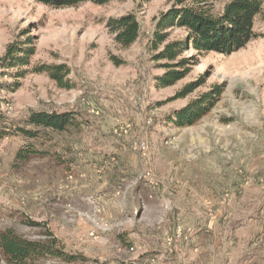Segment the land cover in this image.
<instances>
[{
    "label": "rangeland",
    "instance_id": "rangeland-1",
    "mask_svg": "<svg viewBox=\"0 0 264 264\" xmlns=\"http://www.w3.org/2000/svg\"><path fill=\"white\" fill-rule=\"evenodd\" d=\"M227 1L216 0L214 12ZM180 7L178 0L64 9L0 0V110L8 127L36 111L73 112L81 122L46 143L55 156L21 161L25 139L0 140V229L56 239L84 259L41 264H264V4L244 48L189 49L178 58H194L187 75L159 87L156 77L174 62L156 55L187 31L165 30L167 42L154 50L157 22ZM130 13L141 31L123 47L108 21ZM17 40L35 47L29 71L65 64L72 88L47 73L17 78V69L3 68ZM215 86L219 99L194 124L170 120Z\"/></svg>",
    "mask_w": 264,
    "mask_h": 264
},
{
    "label": "trees",
    "instance_id": "trees-1",
    "mask_svg": "<svg viewBox=\"0 0 264 264\" xmlns=\"http://www.w3.org/2000/svg\"><path fill=\"white\" fill-rule=\"evenodd\" d=\"M54 9L73 8L87 2L105 5L113 0H35ZM178 0L180 8H174L163 15L157 22V29L153 39V49L168 40L165 30L174 27L187 31L185 39L167 42L156 55V59L167 60L168 71L156 77L157 86L169 87L182 80L188 73L187 67L194 58H178L187 50L194 49L199 54L217 53L231 55L244 48L256 37L255 20L263 9V0H228L221 13L214 12L216 0ZM110 31L115 34V41L123 47H129L137 41L141 31V24L137 17L130 13L108 21ZM32 42L17 40L11 43L2 67L17 69V78L27 73H47L59 87L70 89L72 84L67 79L70 70L65 64H39L31 66L35 47ZM176 61V63H175ZM118 64V63H116ZM193 86H190V88ZM222 93V88L215 86L212 92L204 94L197 101L186 108L177 111L170 120L175 125L183 127L192 125L207 114L215 105ZM22 124V125H21ZM0 110V140L19 135L25 139L24 145L17 153V159L26 161L31 157L55 156L45 145L54 140V135L67 132L69 129L81 125L79 118L73 112H32L18 126H10ZM63 164V163H61ZM58 259L65 263L84 260L83 257L68 253L56 239L32 240L17 233L13 229H0V264H41L48 259Z\"/></svg>",
    "mask_w": 264,
    "mask_h": 264
}]
</instances>
